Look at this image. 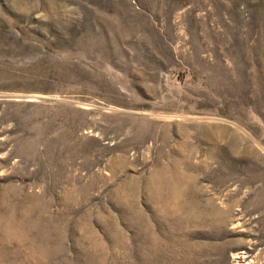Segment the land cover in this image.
I'll return each mask as SVG.
<instances>
[{"label": "rangeland", "instance_id": "1", "mask_svg": "<svg viewBox=\"0 0 264 264\" xmlns=\"http://www.w3.org/2000/svg\"><path fill=\"white\" fill-rule=\"evenodd\" d=\"M0 214V264H264V0H0Z\"/></svg>", "mask_w": 264, "mask_h": 264}, {"label": "bare ground", "instance_id": "2", "mask_svg": "<svg viewBox=\"0 0 264 264\" xmlns=\"http://www.w3.org/2000/svg\"><path fill=\"white\" fill-rule=\"evenodd\" d=\"M176 172H177V171H176ZM0 217H1V214H0ZM0 222H1V221H0ZM11 225H12V224H11ZM11 225H8L7 228L9 227V228L13 229L14 226H13V225L11 226ZM234 257H235V256H234ZM243 257H244V256H240V255H237V256H236V258H243ZM236 262H237V261H236ZM238 262H239V260H238ZM238 262H237V263H238Z\"/></svg>", "mask_w": 264, "mask_h": 264}]
</instances>
